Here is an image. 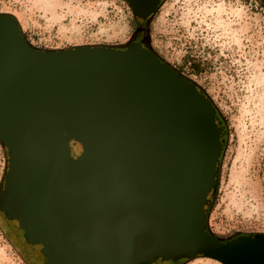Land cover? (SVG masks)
Returning a JSON list of instances; mask_svg holds the SVG:
<instances>
[{
    "label": "water",
    "instance_id": "1",
    "mask_svg": "<svg viewBox=\"0 0 264 264\" xmlns=\"http://www.w3.org/2000/svg\"><path fill=\"white\" fill-rule=\"evenodd\" d=\"M127 1L148 22L162 2ZM223 136L210 97L150 46L39 49L0 12V213L44 264H264V233L208 228Z\"/></svg>",
    "mask_w": 264,
    "mask_h": 264
},
{
    "label": "rangeland",
    "instance_id": "2",
    "mask_svg": "<svg viewBox=\"0 0 264 264\" xmlns=\"http://www.w3.org/2000/svg\"><path fill=\"white\" fill-rule=\"evenodd\" d=\"M39 49L133 42L145 45L193 80L218 111L224 148L208 206V228L222 239L264 233V5L261 0H162L150 21L127 0H0ZM8 151L0 141V190ZM0 213V264H28ZM32 250V249H31ZM30 250L29 264H44ZM27 253V252H26ZM176 264H224L197 256ZM171 264L156 257L149 263Z\"/></svg>",
    "mask_w": 264,
    "mask_h": 264
},
{
    "label": "flooded vegetation",
    "instance_id": "3",
    "mask_svg": "<svg viewBox=\"0 0 264 264\" xmlns=\"http://www.w3.org/2000/svg\"><path fill=\"white\" fill-rule=\"evenodd\" d=\"M147 32V28L145 26H141L137 32V34L133 37V41H141L143 45H145V34ZM219 164V163H218ZM8 231V230H7ZM9 242L13 244L15 247L19 249L21 256L30 263V250L33 251L38 257L43 256L40 248H37V245L30 242L23 233L14 232V234L10 233V231L6 232ZM27 252V253H26ZM176 261L171 260V264H176Z\"/></svg>",
    "mask_w": 264,
    "mask_h": 264
}]
</instances>
